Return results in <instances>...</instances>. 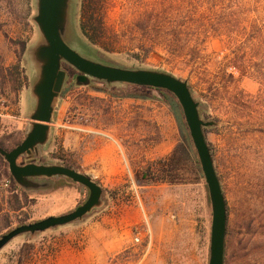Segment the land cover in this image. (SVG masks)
Wrapping results in <instances>:
<instances>
[{
	"label": "rangeland",
	"instance_id": "obj_1",
	"mask_svg": "<svg viewBox=\"0 0 264 264\" xmlns=\"http://www.w3.org/2000/svg\"><path fill=\"white\" fill-rule=\"evenodd\" d=\"M80 1L68 4L69 10L75 6L81 37L68 22L63 38L70 47L101 63L164 70L186 80L201 117L217 122L204 134L227 205L224 264H264L261 84L230 67L225 72L224 36L196 46L191 30L179 27L192 20L196 0H101L110 52L81 34ZM34 13V0H0V143L8 150L23 140L27 114L35 107L30 86L39 67L30 52L24 57L38 37ZM165 38L173 40L172 47L161 43L149 52L148 44L140 47L142 40ZM18 60L27 78L22 87L12 68ZM259 62L264 68V56ZM73 73L68 72L50 139L39 146L37 158L91 175L103 189V205L81 220L15 236L0 250V264H208L211 205L176 97L130 84L76 85ZM10 175L0 155V235L67 213L88 196L87 188L64 177L54 178L46 191H25L15 182L23 194Z\"/></svg>",
	"mask_w": 264,
	"mask_h": 264
},
{
	"label": "water",
	"instance_id": "obj_2",
	"mask_svg": "<svg viewBox=\"0 0 264 264\" xmlns=\"http://www.w3.org/2000/svg\"><path fill=\"white\" fill-rule=\"evenodd\" d=\"M68 4L69 0H34L35 13L31 19L37 27L38 37L26 48L24 57L30 52L39 67V77L30 86L35 107L27 114L29 121L23 140L9 150L0 146V155L7 162L15 182L25 191L49 190L54 185V178L64 177L87 188L88 196L83 203L67 213L13 227L0 235V250L19 234L31 236L36 232L81 220L103 205V189L91 175L63 164L42 163L37 158L39 146L45 145L50 139V123L60 93L69 78L63 67L66 64L74 70L72 79L76 85L96 83L111 87L130 84L166 90L176 97L198 156L211 205L208 264H224L227 205L203 130L217 122L201 117L199 102L194 98L186 80L164 70L101 63L70 47L63 38L68 32V22L75 36L81 37L75 27V6L69 10ZM73 4L76 5V0H73ZM73 45L76 46L75 42ZM82 50L87 52V49ZM20 156L24 157L21 163L18 162Z\"/></svg>",
	"mask_w": 264,
	"mask_h": 264
},
{
	"label": "trees",
	"instance_id": "obj_3",
	"mask_svg": "<svg viewBox=\"0 0 264 264\" xmlns=\"http://www.w3.org/2000/svg\"><path fill=\"white\" fill-rule=\"evenodd\" d=\"M196 1L194 10H191V13H193L192 20L190 22L185 21L179 27L184 30H191L196 37L194 40L196 46L204 43L211 36H224V49H226L224 54L225 72L226 68L230 67L232 71L239 73L238 77L240 78L244 76L253 77L258 80L262 89H264V68L258 65L260 63L259 59L264 56V0ZM102 7L101 0H81L78 26L81 34L90 44L110 52L111 48L106 43L105 26L101 16ZM219 8H224V13ZM147 29L145 27L146 31L144 30V33L147 32ZM157 41L159 40H147L146 42L142 40L140 47L148 44L146 51L149 52L155 48V45L161 43H164L167 48L173 45V40L167 38L163 42ZM22 48L24 49V46ZM63 67L70 73L74 72L66 64H63ZM12 68L14 69L15 80L19 83L18 86L22 87L27 78L21 60L13 64ZM231 77L234 78L232 73ZM155 90L163 91L162 89ZM0 146L3 147V144L0 143ZM10 177L14 188L26 194L15 183L11 175Z\"/></svg>",
	"mask_w": 264,
	"mask_h": 264
},
{
	"label": "built area",
	"instance_id": "obj_4",
	"mask_svg": "<svg viewBox=\"0 0 264 264\" xmlns=\"http://www.w3.org/2000/svg\"><path fill=\"white\" fill-rule=\"evenodd\" d=\"M9 183H10L9 180H5L4 183H3V186L8 187L9 186ZM135 239L138 240V237L136 236Z\"/></svg>",
	"mask_w": 264,
	"mask_h": 264
}]
</instances>
